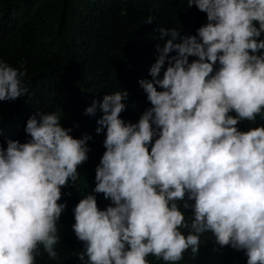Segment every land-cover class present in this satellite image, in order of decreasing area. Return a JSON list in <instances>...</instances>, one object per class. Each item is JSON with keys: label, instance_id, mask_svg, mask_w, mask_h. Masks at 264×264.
Masks as SVG:
<instances>
[{"label": "clouds", "instance_id": "1", "mask_svg": "<svg viewBox=\"0 0 264 264\" xmlns=\"http://www.w3.org/2000/svg\"><path fill=\"white\" fill-rule=\"evenodd\" d=\"M187 6L205 13L207 23L186 37L157 29L160 39L171 38L156 45L151 79L138 82L151 104L139 121L120 118L127 91L99 105L96 133L106 130V151L93 192L111 205L100 210L89 194L74 208L83 264H150L149 256L178 264L189 250L199 254L209 232L207 240L214 236L221 248L245 252L240 264H264V125L238 127L264 120V0ZM154 20L149 15L145 23ZM26 75L0 58V102L28 94ZM72 131L59 113L36 111L26 122L27 142L0 144V264H37L41 248L59 258L62 189L75 187L90 151L91 137L76 139Z\"/></svg>", "mask_w": 264, "mask_h": 264}, {"label": "trees", "instance_id": "2", "mask_svg": "<svg viewBox=\"0 0 264 264\" xmlns=\"http://www.w3.org/2000/svg\"><path fill=\"white\" fill-rule=\"evenodd\" d=\"M149 15L155 18L152 24L145 23ZM206 23V14L195 6L188 8L187 0H0V58L26 70L24 83L28 88L26 96L0 102V144L6 149L8 140L27 142L26 122L36 111L59 113L61 126L73 129V138L91 137L87 142L89 159L78 168L75 187L69 182L62 189L59 203L67 207L59 221V258L50 260L41 248L37 264H83L78 256L84 244L72 229L74 208L89 194L96 195L100 210L111 205L103 194L93 192L95 170L106 151V130L96 133L104 96L127 91L126 110L120 118L137 123L151 107L138 82L151 79L149 70L159 56L156 45L162 48L171 38L160 39L157 29H176L180 37H186L195 35ZM195 59L189 58L190 62ZM94 101L95 114L86 115ZM261 125L264 120L257 117L255 123L242 121L238 127L247 131ZM184 211L192 217L191 209ZM210 234L201 236L195 258L189 250L178 264L247 261L244 251L221 248L214 236L213 241L207 240ZM148 259L150 264H164L152 256Z\"/></svg>", "mask_w": 264, "mask_h": 264}]
</instances>
